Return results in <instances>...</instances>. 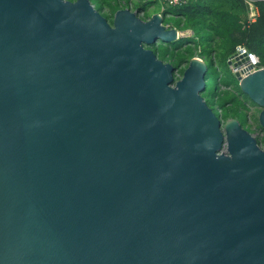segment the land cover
I'll list each match as a JSON object with an SVG mask.
<instances>
[{
  "label": "water",
  "instance_id": "1",
  "mask_svg": "<svg viewBox=\"0 0 264 264\" xmlns=\"http://www.w3.org/2000/svg\"><path fill=\"white\" fill-rule=\"evenodd\" d=\"M137 11L0 0V264H264V146ZM234 75L264 130V67Z\"/></svg>",
  "mask_w": 264,
  "mask_h": 264
},
{
  "label": "trees",
  "instance_id": "2",
  "mask_svg": "<svg viewBox=\"0 0 264 264\" xmlns=\"http://www.w3.org/2000/svg\"><path fill=\"white\" fill-rule=\"evenodd\" d=\"M105 17L111 23L116 10L123 7L137 9L148 18L149 7L159 13L160 3L154 0H99ZM257 15L248 20L249 7L244 0H187L185 3L161 11L163 23L176 29L191 30L195 39L206 40V44L177 45L174 42H161L153 50L159 52L162 60L171 62L181 75L190 58L200 57L207 65L205 72L204 98L209 106H215L222 120L236 118L247 120L248 96L238 85L231 69L221 72L222 64L235 52L238 45L255 53L264 66V0H255ZM106 8V10H105ZM200 51L197 52V49ZM159 57V56H158ZM209 101H208V100ZM251 102V101H250ZM254 104L253 102H251ZM257 120V119H256ZM258 122V120H257ZM258 127L261 129L259 123ZM249 131L251 129L248 127ZM258 141V139H257Z\"/></svg>",
  "mask_w": 264,
  "mask_h": 264
},
{
  "label": "rangeland",
  "instance_id": "3",
  "mask_svg": "<svg viewBox=\"0 0 264 264\" xmlns=\"http://www.w3.org/2000/svg\"><path fill=\"white\" fill-rule=\"evenodd\" d=\"M151 2H153V4L156 3V2H154V0H151ZM91 3L96 7L97 10H99L101 12L102 15L103 14L105 15V11H103L101 9L99 0H91ZM153 7H154V5H151V7H149V9H147L149 11L148 13H149L150 16L153 13H156V12L153 11V9H154ZM167 9H172V7L171 6H168ZM105 10H106V8H105ZM158 11H159V13H161V8H159ZM139 16L140 17H144V14L139 13ZM161 16H162V13H161ZM191 34H192L191 30H183V37L182 38L179 37L178 40H176V44L177 45H187V44L191 45V44H194V43L195 44H198V45H199V43H203V45L206 44V40L205 39L200 41L197 38L195 39L194 34L193 35H191ZM160 44H161L160 42H157L156 44H154V47H156V45H160ZM151 47L153 48V46H151ZM157 56H159V58H162L159 52H157ZM196 57H198V56H196ZM198 58H200V57H198ZM226 63H227V61H226ZM225 69H227V70L228 69H231L232 70L231 66L228 65V63H227V66H225V64H222L221 65V68H220V71L221 72H225ZM175 75L176 76H179L180 75L178 73V70L176 71V74ZM203 94H204V91L202 92V95ZM203 97H204V95H203ZM247 104L249 105V111L247 112V114H248L247 120L243 116L244 122L242 121L241 122V125L244 128H246L248 131H249V129H248V127H249L251 129V133L258 139L259 144H261V146L263 147L264 146V130H262V129H260L258 127V122L256 120L257 117H258L259 111L261 110V108L259 106L255 105V104H252L249 101L248 98H247ZM211 107L215 111H218L217 109H215L216 108L215 106H211ZM218 115H220V113Z\"/></svg>",
  "mask_w": 264,
  "mask_h": 264
},
{
  "label": "built area",
  "instance_id": "4",
  "mask_svg": "<svg viewBox=\"0 0 264 264\" xmlns=\"http://www.w3.org/2000/svg\"><path fill=\"white\" fill-rule=\"evenodd\" d=\"M156 1L160 3L161 11H163L168 6L176 7V6H179L185 3L187 0H156ZM244 2L249 7L248 20L253 21L257 15V7L254 3L255 0H244ZM139 13L143 14V12H139ZM166 26L171 27L169 24H166ZM177 36H183V31L177 30ZM199 51H200V48L197 49V52ZM233 54H236L237 57H240L239 59L246 58V60L238 66H234L232 64L230 65L233 72L235 70H238L241 72L242 75H246L249 72H253L255 70H258L264 67L263 65L260 64V60L258 56L255 53L250 52L246 47L242 45L236 46L235 52Z\"/></svg>",
  "mask_w": 264,
  "mask_h": 264
},
{
  "label": "clouds",
  "instance_id": "5",
  "mask_svg": "<svg viewBox=\"0 0 264 264\" xmlns=\"http://www.w3.org/2000/svg\"><path fill=\"white\" fill-rule=\"evenodd\" d=\"M177 30H178V29H177ZM179 37H181V38H182L183 36H179ZM177 40H178V39H177ZM203 61H204V60H203Z\"/></svg>",
  "mask_w": 264,
  "mask_h": 264
}]
</instances>
